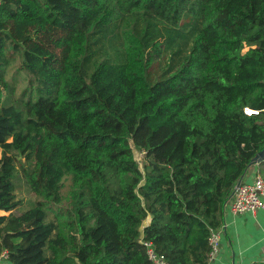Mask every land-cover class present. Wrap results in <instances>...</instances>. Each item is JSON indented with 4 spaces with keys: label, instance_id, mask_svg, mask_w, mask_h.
<instances>
[{
    "label": "trees",
    "instance_id": "1",
    "mask_svg": "<svg viewBox=\"0 0 264 264\" xmlns=\"http://www.w3.org/2000/svg\"><path fill=\"white\" fill-rule=\"evenodd\" d=\"M263 148L264 0H0L9 264H208Z\"/></svg>",
    "mask_w": 264,
    "mask_h": 264
},
{
    "label": "crops",
    "instance_id": "2",
    "mask_svg": "<svg viewBox=\"0 0 264 264\" xmlns=\"http://www.w3.org/2000/svg\"><path fill=\"white\" fill-rule=\"evenodd\" d=\"M262 170L264 165L255 162L239 182L252 183L257 173L263 175ZM233 194L225 206L219 252L208 264H264V209L234 215L230 210Z\"/></svg>",
    "mask_w": 264,
    "mask_h": 264
},
{
    "label": "built area",
    "instance_id": "3",
    "mask_svg": "<svg viewBox=\"0 0 264 264\" xmlns=\"http://www.w3.org/2000/svg\"><path fill=\"white\" fill-rule=\"evenodd\" d=\"M245 112L248 115H254L259 111L247 107ZM230 204L231 213L234 215L242 213L256 214L258 210L264 209V176L257 173L252 183L244 181L237 182ZM220 234L221 228L215 229L209 237V245L212 247L210 259H213L219 252ZM145 245L148 248L149 258L154 264H170L152 248L151 243L145 242ZM7 259V253L5 251L2 252L0 255V264H9Z\"/></svg>",
    "mask_w": 264,
    "mask_h": 264
},
{
    "label": "rangeland",
    "instance_id": "4",
    "mask_svg": "<svg viewBox=\"0 0 264 264\" xmlns=\"http://www.w3.org/2000/svg\"><path fill=\"white\" fill-rule=\"evenodd\" d=\"M20 77H21V80H20V84L18 86L19 90L22 89V87L25 84L23 76L20 75ZM135 156L139 162L142 161L143 154L141 152H139L137 149L135 150ZM16 184H17L16 195H17L18 199L21 201V205L17 210H14L13 212L15 215H20L23 211H26V210L30 209L31 207H33L35 205V202L38 200V198L36 195H34L33 193H31L28 190V187L26 184V178L23 174L20 173ZM64 206H66V204ZM55 213L49 214V215H51V218L56 216ZM0 214L7 215L8 213L0 212Z\"/></svg>",
    "mask_w": 264,
    "mask_h": 264
},
{
    "label": "water",
    "instance_id": "5",
    "mask_svg": "<svg viewBox=\"0 0 264 264\" xmlns=\"http://www.w3.org/2000/svg\"><path fill=\"white\" fill-rule=\"evenodd\" d=\"M264 161V148L262 150H260V152L255 156V158L253 159V163L255 162H261Z\"/></svg>",
    "mask_w": 264,
    "mask_h": 264
}]
</instances>
